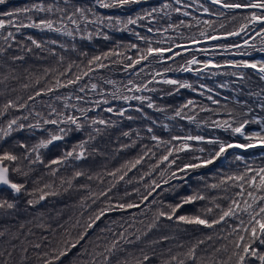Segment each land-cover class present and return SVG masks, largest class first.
<instances>
[{"label": "trees", "instance_id": "trees-1", "mask_svg": "<svg viewBox=\"0 0 264 264\" xmlns=\"http://www.w3.org/2000/svg\"><path fill=\"white\" fill-rule=\"evenodd\" d=\"M39 4H43L45 11L20 12L11 18L3 15L17 9H32L33 5ZM165 4L169 7H162ZM49 6L51 11H47ZM202 6L209 9L207 14L199 13ZM77 7L85 10L86 19L76 13ZM153 8L158 11L152 12L150 17L145 16V11L151 12ZM252 11L260 14V10L244 8L225 10L206 0H142L140 4L119 9H102L95 0H6L0 4V19L5 21V27L0 29V49H3L0 53V109L10 100L25 105L11 108L0 117V127H6L7 121L16 117H20L19 123L25 125L0 140V153L11 151L18 157L15 162H5L10 169L9 178L24 185L22 192L16 195L7 186H0V199H8L16 205L12 209H0V233H3L0 236V264H44L46 259L56 255L54 250L65 247V242L70 247L84 232L90 218L110 206L113 210L106 211L88 229L85 238L55 264H92L94 252H103L104 246L116 239L120 232H125L135 243L122 244L125 251L111 257L112 264H122L126 257L130 264H135V258L142 259L143 254L149 256L145 264H177L171 260L172 256L177 260L185 259L186 264H237L241 254L246 256L245 264H260L250 252H243V245L251 239L250 234L240 227L241 219L247 224L249 218L246 214L229 218L226 223L221 222L212 228L186 224L176 218L180 215L204 216L205 210L212 207L213 213L208 214L207 219H218L220 209L215 208V203L227 209L230 200L225 197L240 199L235 195L239 189L232 181L218 188L210 185L220 184L228 176L239 175L247 167H264V147H255L230 148L212 164L190 170L187 174L177 170V166L182 167L193 156L203 159L218 150V145L207 143L210 139L232 144L247 143L243 137L233 135L230 129L225 131L217 124L227 121L237 126L233 121L239 123L254 118L264 121V108L261 107L264 104V80L260 79L257 69L236 68L232 63L264 60V51H260L264 49V21L250 22ZM97 15L119 17L125 22L130 16L145 18L124 30V24L117 25L115 19L111 27L107 26V21L102 24L88 22L95 21ZM69 16L77 23L73 24ZM9 19L12 24L8 23ZM40 20H51L60 31L20 27ZM241 25H247L244 31H240ZM68 31L72 32L71 36L65 34ZM202 31L204 36L200 35ZM10 32L11 37L8 36ZM230 32L239 34L229 36ZM137 34L144 39H139ZM29 36L41 47L32 44ZM213 36L218 38L211 39ZM133 44L137 47L132 48ZM149 44L153 48H171L172 51L165 52L163 59L150 56L134 67H126L130 63L128 58L137 59L141 51L146 52ZM96 56L101 57L99 63L105 67H99L97 62L89 63ZM194 56L199 63L191 65L192 71H182ZM206 61L210 63L205 68ZM78 75L82 79L77 84L56 87L57 80L67 84ZM163 79L186 82L192 87L177 91L176 85L161 83ZM92 84L97 85L95 90ZM134 85H139L141 90L137 92ZM81 87L85 91H79ZM49 88L54 90L49 92ZM37 92L41 95L37 96ZM30 96L34 99L30 100ZM136 96L146 99L143 102L124 99ZM77 97L82 99L77 100ZM105 100L108 103H104ZM189 100L193 104L183 107ZM149 102L153 107L147 106ZM109 107L112 112L105 110ZM52 108L80 117L84 128L69 132L63 140L55 141L47 149H40L43 162L33 163L36 154L21 148L20 144L31 148L41 139H47L49 131H56V127L50 124L40 129L27 128L28 124L37 121L43 124L45 118L55 119L54 114L50 115ZM77 109L87 110V121ZM120 110H124L123 116L118 114ZM177 110L180 116L176 115ZM93 118L104 119L108 124L96 125L102 131L99 134L92 132L95 139L88 142L85 158L69 157L62 164H50V161L73 151L74 145L88 139L92 131L88 124ZM259 129V124L249 123L245 131L251 134ZM153 135L171 143L158 145L151 139ZM189 135L202 136L204 140L188 141L191 151L174 153L169 159L179 156L177 165L165 172L168 162L160 164V158L167 155V148L181 144L172 137ZM199 148L205 151L201 153ZM76 151L80 150L77 148ZM237 155L241 159L237 160ZM140 157H143L141 163L132 167ZM15 168L20 171H12ZM52 169H56L55 174ZM77 172L82 175L76 176ZM172 172L183 178L173 179ZM153 182L160 187L156 188ZM45 185L51 187L45 188ZM50 192L56 195H47L39 203H28L29 200H39L42 193ZM194 192L203 194L206 199L184 204L171 220L166 217L156 219L159 210L170 211L168 205L181 203ZM244 198L247 199V192ZM119 203H134L139 207L116 209L114 206ZM241 235L245 237L244 241H240ZM137 236L140 237L138 241ZM238 242L240 248L236 247ZM37 244L39 248L35 247ZM194 246L195 259L187 260L186 254ZM251 247L264 253V245L259 241ZM96 259L99 264L101 258Z\"/></svg>", "mask_w": 264, "mask_h": 264}, {"label": "snow or ice", "instance_id": "snow-or-ice-1", "mask_svg": "<svg viewBox=\"0 0 264 264\" xmlns=\"http://www.w3.org/2000/svg\"><path fill=\"white\" fill-rule=\"evenodd\" d=\"M6 0H0V4H4ZM142 0H95V3L102 9H119L123 8L127 5L131 4H140ZM179 2V0H177ZM212 4H218L220 7L225 8V9H252V10H260V14H258L256 11L251 12L250 16V22H261L264 21V0H235V2H227V0H211ZM162 7L166 8L169 7V5L165 4ZM32 10H35L36 12H43L45 11V8L43 4L39 5H33L32 9H17L16 12H5L3 13L4 16L7 17H13L16 16L20 12H30ZM47 11H51V6L48 7ZM62 11V10H60ZM76 13H80L81 19H86L84 16V9L77 7L75 9ZM91 11V9H89ZM158 9L153 8L151 12H148L147 10L145 11V16H151L152 12H156ZM176 11H179V9H176ZM205 12H208V8H204ZM187 15V13H184ZM222 14V13H221ZM145 16L137 15L135 18L133 17H128L127 21L121 20L119 17H112V16H96L95 21H88L89 23H104V21H107V26L111 27L112 26V21L115 19V23L117 25L124 24V30L128 29V25H135L138 23V21L143 20ZM68 19L73 23L76 24L77 21L73 19L72 16H69ZM248 19V17H246ZM9 24H12L13 21L9 19L8 21ZM183 23V21H181ZM207 24L208 21H205ZM5 27V21L3 19H0V29H3ZM20 27H31V28H38L41 31L47 29L49 31H60V29L55 28L53 26V22L51 20H40L38 23L32 22L28 24H21ZM247 27V25H241L240 31H244V29ZM148 31H152L151 28L148 29ZM262 31H264V28H262ZM97 32H99V29H97ZM66 35L71 36L72 32L68 31L65 33ZM238 32H230L228 33L229 36L231 35H238ZM201 36H204L205 33L202 31L200 33ZM9 37L12 36V33L10 32L8 34ZM139 39H144L143 37H140L139 34H137ZM84 38V37H82ZM87 38H91L90 36ZM107 39L108 37L105 35L104 37ZM218 37H211V39H217ZM7 39V38H5ZM32 41V44H34L36 47H41V45L35 40L32 39V37H28ZM52 43H55V41H52ZM247 43V41L245 42ZM132 48H136L137 46L135 44L131 45ZM171 48L168 49H162V48H153L151 44H149L148 48L146 49V52L141 51L139 57L135 60H133L131 57H129L130 63L126 65V67H134L136 64H139L143 60H147L150 56H157L160 59L164 58V53L165 52H171ZM260 51H264V49H260ZM3 52V49H0V53ZM179 53H176L178 55ZM107 56V54H105ZM14 59H22V57H14ZM101 60V57L96 56L93 57V60L90 61L89 63L97 62L99 67H105L106 65L99 63ZM188 67L182 68V71H192L193 69L191 68V65L199 63V61L196 59L194 56L192 59L188 60L187 62ZM210 62L206 61L204 62V67H208V64ZM233 66L236 68H252V69H257L258 73L260 74V79L264 80V60L261 61H256L254 63H249L247 61H240V62H232ZM91 71V69H89ZM165 71H168V69H165ZM83 75H88V73H84ZM157 75H160L157 73ZM240 78L243 79V74H240ZM82 79V76H76L75 79L69 80L67 84H61L59 80L56 82V87H68L69 85H75ZM155 79V77H154ZM110 82V81H109ZM161 83L164 84H170V85H176L177 86V91L179 88H191L192 86L186 82H180L178 80L174 79H163L160 81ZM129 83H132L129 81ZM92 89L95 90L97 85L92 84ZM135 90L138 92L141 90V87L139 85H134ZM53 88H49L48 91L51 92L53 91ZM131 90V89H130ZM153 90L154 89H150ZM79 91L83 92L85 91V88L81 87L79 88ZM37 96L41 95L40 92L36 93ZM259 95V94H257ZM137 99L143 102L145 97L142 96H136V97H124L125 100L128 99ZM29 99H34V97H29ZM57 99H60V97H57ZM67 99V98H66ZM82 99L81 97H77V100ZM211 99V97H209ZM104 103H108L107 100L104 101ZM213 103H216V101H213ZM193 104V101L189 100L187 104L183 105V107H188L189 105ZM25 105H17L13 101H8L6 104H4L3 109H0V117L4 116L9 109L11 108H22ZM69 105L67 102L65 103V107L67 108ZM148 107H153L152 103L149 102ZM75 107V106H73ZM262 108H264V104L261 105ZM107 112H112L113 109L111 107L105 109ZM162 110V109H161ZM77 111H80L83 119L85 121L88 120V117L86 115L85 109H77ZM137 111H140V109H137ZM55 115V119L51 118H45L43 119V124L40 123V121H37L35 124H28L27 128L29 129H40L43 127V125H54L56 127V131L48 132V138L47 139H41L37 144H34L31 148H28V146L24 143L20 144L21 148L27 149L28 152L30 153H35V160L33 163H42L41 159V154H40V149H47L49 145H52L55 141H60L63 140L69 132L71 131H81L84 128V125L80 122V117H77L75 115L71 114H64L62 112H57L55 108H52V112L50 115ZM120 116L124 115V110H120L118 112ZM180 111L177 110L176 115L180 116ZM39 115V114H37ZM244 115H247L245 113ZM131 119V117H128ZM20 117L13 118L11 120L7 121L6 127H0V140L5 139L6 137H9L13 132L19 131L23 128H25V125L23 123H19ZM23 119H27V117H23ZM237 126H233V124L228 123L225 121L223 124H217V127L223 128L225 131L231 130V133L233 135H239L243 137L247 143H237V144H232V143H226L222 140L219 139H210L207 141L208 144L211 145H218V150L214 152H210L209 155L206 158H201L199 156H193L192 159L184 163L182 167L177 166V170L180 173L187 174L190 170H195L197 168L205 167L208 164H212L214 160L217 158L221 157L228 149L230 148H255L259 144L261 147H264V121L258 120V119H253L249 121L248 119H244L242 122L237 123L236 121H233ZM249 123H257L260 125L259 131H254L251 134H247L245 129L246 125ZM108 122L105 121L104 119H95L93 118L88 124V127L91 128V132L88 135V139L81 141L80 143L74 145L73 151L66 152L64 157L60 159H54L50 161V164L52 165H59L64 163L69 157H73L76 160H82L85 158V152H86V146L89 141L94 140L95 136L92 135V132H95L99 134L102 130L96 125H107ZM61 125H64V127H61ZM74 126V128L72 127ZM110 126V125H109ZM167 127V125H165ZM149 132H152L151 128H148ZM125 136L128 135V133H124ZM152 140L157 141L158 145L159 144H170V141H161L159 138L155 135L151 137ZM172 140H180L181 144L180 146L172 145L171 147L167 148V155H163L159 163L163 164L164 162H168V167L165 169V172H168L172 165H177V160L179 159V156H176L175 159H169L170 157H173L174 153H180V152H188L191 151V146L189 145L188 141H203L204 137L202 136H185V137H177L173 136ZM79 149L80 151L77 152L76 149ZM199 152L203 153L205 151L204 148H199ZM155 155V153H153ZM27 158V157H25ZM143 157H140L137 159L133 164L132 167H135L137 164L141 163V160ZM237 160L241 159L239 155L236 157ZM18 160V157L13 154L11 151H4L3 153H0V186H7L11 192L16 195L20 194L22 190L24 189V185L20 183L13 182L9 178V167L5 164V162H15ZM12 171L19 172L20 170L18 168L12 169ZM56 169H52V173L55 174ZM26 175V173H25ZM76 176L82 175V173L77 172L75 174ZM111 175H115L112 173ZM163 175V173H161ZM171 177L173 179L179 178L182 179L183 177H177L176 172L171 173ZM120 179H123V176L120 177ZM228 181L233 182V186L238 188L239 191L235 194L237 197H240V199L236 198H231V197H225V199L230 200V204L227 207V209L222 208V206L219 203H215V208L220 209V215L218 219H213L209 221L207 219V215L213 213V208L209 207L205 210V215H192V216H187V215H180L176 217L177 210L180 209L184 204H192L195 201L198 200H204L206 197L199 193V192H194L192 195L185 197L181 203H178L176 205H168V208L170 211H164V210H159L156 215V219H159V217H166L167 219L171 220L174 217H176L179 221L186 223V224H193V225H203L204 227L207 228H212L214 225H219L221 222H227V219L233 218V217H239L244 214L248 216V221L247 224H245L244 220H240V227L243 228V230L246 233L250 234V242L245 243L243 245V252L245 254H250L252 256H255L259 259L260 264H264V253H259L257 251L256 247H251L253 243L256 241H259V244L264 245V195H261L260 193H264V167L253 169L251 167H247L246 170L239 174V175H231L228 176L226 179L221 180L220 184H213L210 185L211 188H218L220 185L227 184ZM69 185H71V181L68 182ZM155 187L159 188L160 185L158 183H155ZM165 183H168L166 180ZM45 188L51 187V185H45ZM154 190V189H153ZM227 191V189H225ZM42 191V190H41ZM247 192V199L244 198V194ZM47 195H56L55 192H50V193H42L39 196V200L33 201L29 200L28 203L31 205L34 202L39 203L40 200H44ZM103 195V193H102ZM151 195V193H149ZM144 199H147V197H144ZM241 201L243 203H241ZM155 203V201H153ZM16 205L13 202H10L8 199H0V209H12ZM116 209L124 210V209H131L134 207H139V205L134 204V203H119L114 206ZM113 210V207L110 206L108 209H102L100 210L99 214H97L94 218H90V222L87 224L84 232H82L79 237L76 239L74 243L71 244L70 247L67 246V242H65V247L59 250H54L56 251V255L52 256L50 259H46L44 261V264H55V261L60 260L61 257L66 256L68 251L71 250V248H75L77 244L80 243L81 240H83L87 234L88 229H91L93 225L96 223V221L100 220L102 216L105 215L106 211H111ZM154 223L152 225H149V227H153ZM235 231V229H234ZM3 233H0V236H2ZM114 236L116 235L115 233L113 234ZM140 239L139 236L136 237V240L138 241ZM240 241H244L245 237L243 235L240 236ZM135 241L129 240L128 237L125 235V232H120L118 237L116 239H113L110 241L109 244H106L104 246L103 252H94L92 255V264H97V257H100L101 259L99 260V264H112L111 257L115 256L117 252H123L125 249L122 247V244H134ZM200 243H203V241H200ZM35 247L39 248L40 245H35ZM237 248L241 247V244L238 242L236 244ZM235 254V253H234ZM2 255V253H0ZM47 256L48 254L45 253ZM132 254L129 253V257H131ZM186 259L187 260H194L195 259V246L189 250V252L186 254ZM172 261H177V264H186L185 259H180L177 260L176 256L171 257ZM246 256L241 254L239 255V260L237 264H245ZM146 261H149V256L147 254H143V258H135V264H145ZM120 264V262H118ZM122 264H130V260L128 257H126Z\"/></svg>", "mask_w": 264, "mask_h": 264}, {"label": "rangeland", "instance_id": "rangeland-1", "mask_svg": "<svg viewBox=\"0 0 264 264\" xmlns=\"http://www.w3.org/2000/svg\"><path fill=\"white\" fill-rule=\"evenodd\" d=\"M145 1H148V0H145ZM207 2H209V3H211V0H206ZM212 5H218V4H212ZM218 6H220V5H218ZM204 8H205V6H202V8H201V11L199 12V13H201V14H207L208 12H205L204 11ZM222 8V7H221ZM223 9H225V8H223ZM225 10H227V9H225ZM199 94V96H201V97H207V96H205V95H203V94H201V93H198ZM208 94V93H207ZM209 95V94H208ZM208 98V97H207ZM257 99H260L261 100V98L259 97V96H257ZM257 147H261L259 144L257 145Z\"/></svg>", "mask_w": 264, "mask_h": 264}]
</instances>
